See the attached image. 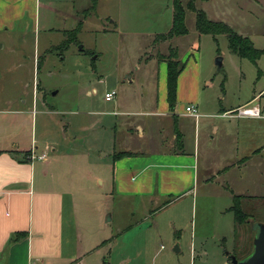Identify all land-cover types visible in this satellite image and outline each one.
<instances>
[{"label": "rangeland", "instance_id": "374dc122", "mask_svg": "<svg viewBox=\"0 0 264 264\" xmlns=\"http://www.w3.org/2000/svg\"><path fill=\"white\" fill-rule=\"evenodd\" d=\"M181 2L189 31L166 42L156 38L171 28L174 0H42L39 18H27L32 31L25 46L15 31L13 47L17 50L0 52L1 98L18 96L26 84L37 81L41 100L36 135L29 125L16 136L31 143L35 135L40 146L51 142L56 147L76 192L80 239L96 246L90 264H119L124 254H135L150 235L145 213L152 205L113 192L112 153L115 146L119 150L129 144L144 143L141 146L147 149L146 142L159 141L165 131V122L155 124L160 116L150 113L155 105L149 104L160 95L156 86L160 75L151 77V68L144 65L148 57L169 55L170 47L178 49L185 63L177 84L181 99L174 112H186L190 101L198 99L193 104L204 116L197 122L184 117L188 149L197 152L199 183L169 206V260L172 257L178 264H223L226 260L232 264L227 252L237 253L240 259L251 252L252 227L244 223L235 233V215L229 211L235 194L245 197L247 213L264 219V150L254 152L264 142V120L256 124L230 115L239 108L224 114L260 93L255 102L243 106H264V53L253 61L232 52L226 33H200L196 12L190 8L193 2L209 19L228 22L234 31L248 36L255 48L264 50V0ZM62 10H71L76 18L69 17L64 23ZM63 28L76 29L75 35L67 37ZM48 41L62 44L43 60L38 72L36 44L43 53ZM129 77L136 81L130 82ZM112 90L117 95L107 101L105 94ZM141 97L144 101L136 104ZM138 125L146 129L145 135L139 133ZM71 223L67 207L68 243L74 239Z\"/></svg>", "mask_w": 264, "mask_h": 264}, {"label": "crops", "instance_id": "0c3cea01", "mask_svg": "<svg viewBox=\"0 0 264 264\" xmlns=\"http://www.w3.org/2000/svg\"><path fill=\"white\" fill-rule=\"evenodd\" d=\"M41 7L42 0H0V52L14 53L17 50L13 47L15 31L19 33L20 45L25 46L32 31L27 18L31 15L37 20ZM60 13L64 23L67 22V18L76 16L71 10L68 12L62 10ZM85 21L86 18L82 22ZM20 27L23 28L19 29ZM62 32L67 35L69 29L63 28ZM59 44L48 41L45 43L46 51L44 50L43 53L36 44L34 66H37L38 72L43 60L62 43ZM18 50L23 49L20 47ZM22 55L27 57L26 53ZM163 55L164 53L159 57H148L144 67L151 68V77L160 75L159 85L156 84L160 95L155 101L150 99L149 104L155 105L150 113L160 116L158 119L154 117L151 119L153 121L157 119L155 124L158 125L160 122H165L162 126L165 131L159 141L146 142L147 149L141 146L144 143L138 144L137 147L129 144L119 150L115 146L112 153L115 184L113 192L116 191L121 197L133 196L147 200L152 205L145 213L150 221L147 228L150 235L142 240L143 243L135 254H124L119 259V264H178L172 257L169 260V206L193 191L199 183L197 152L188 149L186 121H184V117L194 116L187 112L176 113L170 110L167 88L168 64L166 59H162ZM182 72L178 84L184 74ZM129 80L136 81L132 77H129ZM37 85V81L33 80L32 84L24 86V91L18 96L0 97V264H90L89 257L96 251V246L91 247L88 242L80 239L77 197L71 174L64 170L53 143L47 142L40 146L34 137L41 100ZM260 94L245 103L225 110L224 114L257 100ZM144 99L136 98V104H141ZM180 99L181 95L177 90V100ZM196 101L198 102V99H192L190 103ZM117 113L118 111L115 112ZM230 115L235 117L237 111L236 114ZM200 116L204 115L201 113ZM194 118L197 122L198 118ZM235 118L254 120L256 124L264 120V118L239 115ZM52 121L56 120L52 118ZM29 125L35 133L31 143L22 141L20 136H16V133L22 132L23 127L28 128ZM136 128L141 135H145V128L141 125ZM133 130L128 132L131 138L134 137ZM215 130L218 133L219 126ZM225 130L223 129L224 132ZM226 133L229 134L228 131ZM261 150H264V142L258 144L254 152L259 153ZM122 152H128L129 155L115 157V154ZM32 153L36 155L45 153L47 157L43 160H32L30 157ZM103 154L108 155L105 152ZM206 179L209 180L210 177ZM171 198L173 201L169 203ZM67 207L70 209L71 225L73 224L74 227V239H70L69 243L65 231ZM17 234L19 235L16 238ZM191 252L193 253V249ZM144 255L148 257L143 259ZM105 262H108L107 258ZM201 264L206 262L202 261ZM223 264L229 263L224 260Z\"/></svg>", "mask_w": 264, "mask_h": 264}, {"label": "trees", "instance_id": "16d2710c", "mask_svg": "<svg viewBox=\"0 0 264 264\" xmlns=\"http://www.w3.org/2000/svg\"><path fill=\"white\" fill-rule=\"evenodd\" d=\"M174 11H173V22L172 27L167 33H161L157 35L156 40L166 41L175 36H180L188 33V27L186 24V11L181 0H174L173 3ZM190 8L194 9L196 12V27L200 33H211L214 35L220 33H226L229 37L230 49L233 53L238 54L242 57L250 58L253 61H256L257 57L264 53V50L257 49L254 47L253 41L245 35H242L233 30V28L227 23L219 20L209 19L203 10H198L194 7L193 2L190 3ZM76 30V29H75ZM75 30L68 32L67 37L69 35H75ZM69 39H67L63 46L67 47L69 45ZM162 59H166L168 64V72H167V88H168V102L171 111H174L176 102H177V84L178 78L181 72L185 67L184 61L179 58L178 49L174 47H170V54L165 56H161ZM124 155H129L128 152H122L115 154V157H122ZM234 203L229 208V211L234 212L235 215V233H238V226L244 223L251 224L257 221H264V219L260 220L255 218L256 216L247 213L246 209L243 207V199H245L242 195H234L233 197ZM264 200V197H263ZM173 201L171 198L169 203ZM19 234L16 235V238ZM15 238V239H16ZM253 242V241H252ZM250 253V252H249ZM247 253V255L249 254ZM238 257L237 253H231ZM246 255V256H247ZM228 258L231 259L230 256ZM240 259V258H239Z\"/></svg>", "mask_w": 264, "mask_h": 264}, {"label": "water", "instance_id": "95a60500", "mask_svg": "<svg viewBox=\"0 0 264 264\" xmlns=\"http://www.w3.org/2000/svg\"><path fill=\"white\" fill-rule=\"evenodd\" d=\"M221 60L222 58L218 60L220 66L222 65ZM251 227L254 231L252 251L242 259L227 252V256L231 257L232 264H264V221L253 222Z\"/></svg>", "mask_w": 264, "mask_h": 264}, {"label": "built area", "instance_id": "2783aa9c", "mask_svg": "<svg viewBox=\"0 0 264 264\" xmlns=\"http://www.w3.org/2000/svg\"><path fill=\"white\" fill-rule=\"evenodd\" d=\"M116 95H117L116 90L106 92L105 99L107 101H111L116 97ZM186 112L196 118L200 117V113L198 112L194 104L187 105ZM237 115L244 116V117L264 118V110L260 104H254L252 106H242L237 110ZM30 157L32 160H35V159L43 160V159H46L47 154L44 153L41 155H36L35 153H32Z\"/></svg>", "mask_w": 264, "mask_h": 264}]
</instances>
